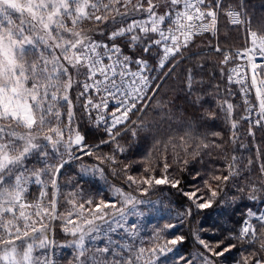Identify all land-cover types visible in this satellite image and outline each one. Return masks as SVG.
Masks as SVG:
<instances>
[{
  "label": "snow or ice",
  "instance_id": "obj_1",
  "mask_svg": "<svg viewBox=\"0 0 264 264\" xmlns=\"http://www.w3.org/2000/svg\"><path fill=\"white\" fill-rule=\"evenodd\" d=\"M232 32L241 34L238 48L228 44ZM182 63L179 94L157 99L159 81ZM209 63V80L218 70L223 90L205 80ZM233 85L243 100L239 118ZM150 106L154 118L130 121ZM77 112L107 139L87 143ZM221 114L227 140L210 130ZM241 123L249 143L237 134ZM257 131L264 132V13L250 12L249 0H0V264H56L57 223L72 237V264H159L186 241L176 234L160 242L171 223L148 241L142 235L157 202L140 197L161 185L190 202L178 213L182 224L219 209L190 229L199 248L177 264H226L234 249L233 264H264V207L243 203L264 205ZM229 143L255 155H229ZM104 144L113 151L97 155ZM214 152L223 165L202 174L195 166L207 167L204 157ZM75 162V183L64 191L61 179ZM137 163L146 165L140 179L129 174ZM173 165L191 166L202 186L184 190ZM105 168L123 174L128 190L112 186L108 200L86 196L84 185L107 181ZM218 233L226 235L213 240Z\"/></svg>",
  "mask_w": 264,
  "mask_h": 264
},
{
  "label": "trees",
  "instance_id": "obj_2",
  "mask_svg": "<svg viewBox=\"0 0 264 264\" xmlns=\"http://www.w3.org/2000/svg\"><path fill=\"white\" fill-rule=\"evenodd\" d=\"M249 11L254 13L255 15L259 16L260 14L264 13V0H249ZM241 34L238 32L231 33V39L229 40L228 44L233 45L234 47L241 46L243 44V40L240 38ZM215 59V58H213ZM187 65L181 64L179 67L175 69L170 77L162 78L159 83L161 85L159 95L157 99H174L176 95H178V89L180 87L181 81L183 79V75L185 72ZM213 72V65L209 63L207 72L205 73V80L209 83H219L221 85V90H223L225 84L224 81L220 80L217 70V78L215 80H209V77L212 75ZM232 91L236 92L237 95L234 97H229L231 101L237 105V118L239 115L243 114V100L241 95L238 93V86L233 85ZM223 94V93H222ZM177 104L180 101H176ZM146 115L142 113H135L131 116L130 121H137L139 122V118L143 116L144 119L149 120L156 116V109L154 106H150L146 110ZM77 120L80 124L81 130L85 132L87 143L89 144H99L101 138L107 139L106 136L102 132H96L91 125L86 120L80 119V113L77 112ZM130 127H135V125L129 124ZM247 123H241L239 126L238 135L243 137V143H249L250 138L247 137ZM211 131H220L223 133L224 139L227 140L228 137L231 135L229 130V125L223 118V114H221L220 118L215 121L214 127L210 129ZM130 140V133L127 136H124L123 139L120 140L121 144H124L126 141ZM256 141L260 142L262 146H264V132L257 131L256 134ZM140 142V141H138ZM228 149V154H232L234 150H236L237 155H241L244 158L249 156H254L255 153L252 152L250 149L245 151L244 149H238L237 145H233L231 143L226 145ZM114 145L112 144H104L101 145L97 151V155H103L106 153H111L113 151ZM151 149V142L148 144H142L141 146V153L146 155L147 152ZM137 159H140V156H137ZM84 162L87 164H95L97 161L92 157H85ZM169 163H172L171 157H169ZM224 163L222 157L219 155L218 152H214L211 157L205 156L204 157V164L207 167H203L200 164H197L195 167L197 170L201 171L203 174L207 171L208 168L219 167L222 166ZM79 162H75L71 165L68 171L65 172L64 176L61 179V183L67 185L64 191H68L71 189L73 183H75V172L78 170ZM146 165L142 163H137L134 168L129 170V174L133 175L135 178L140 179L144 173V167ZM160 169L157 170V175L160 174ZM174 174L178 176L181 180V187L186 191L193 190V184L196 183L198 186H202L203 180L199 182L193 181V169L191 166L185 171H180L176 165H173ZM107 181L99 180L94 182L91 185H84L85 195L91 196L96 200L101 198L108 200L111 199V192L110 189L112 186L116 187H124L125 190H128L125 184V177L123 174L120 175H113L110 170L105 168ZM141 199L145 200H152L157 202L155 205V211L151 214L147 215L146 218H143L142 223L144 227V231L142 235L144 236L145 240H150L153 232L156 228L164 229V225L171 223L175 224L176 227L170 230H164L161 232V240L160 242L163 243L167 239L173 238L176 234H183L186 237V241L178 246H176L175 250L172 253L167 254L166 256H162L160 259L159 264H177V258L181 255H185L191 252H195L198 250L199 245L196 244L194 239L190 234V229L196 226L197 221H204L205 223H210L214 219L217 218L219 215V209H207L203 210L199 215L195 216L192 221L185 220L182 224L180 222V218L178 217V213L183 212V210L190 205V202L187 200L186 197L182 195V192L178 191L177 189H173L168 185H161L157 186L153 191L149 193L147 197H140ZM243 203H247L254 208L264 207V205H253L250 201H244ZM243 203L241 207L243 208ZM151 207V206H149ZM135 219V218H133ZM240 214L239 212L234 217V220H239ZM232 227L239 228V224H233ZM207 238V234H202ZM225 233H218L212 239H223ZM55 240V247L51 250V255L56 261V264H72L74 258V249L70 246V241L72 240L71 236L65 235L61 230L59 223L55 226V232L53 236ZM235 243V241H233ZM240 251L234 249L233 252L228 255L226 264H233V261L239 259Z\"/></svg>",
  "mask_w": 264,
  "mask_h": 264
},
{
  "label": "built area",
  "instance_id": "obj_3",
  "mask_svg": "<svg viewBox=\"0 0 264 264\" xmlns=\"http://www.w3.org/2000/svg\"><path fill=\"white\" fill-rule=\"evenodd\" d=\"M237 48H238V47H237ZM241 98H242V96H241ZM109 110H110V111L112 110V106H111V105H110ZM132 115H133L132 113L129 114L130 120H131V116H132ZM121 127H123V126H121Z\"/></svg>",
  "mask_w": 264,
  "mask_h": 264
}]
</instances>
